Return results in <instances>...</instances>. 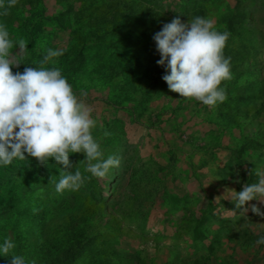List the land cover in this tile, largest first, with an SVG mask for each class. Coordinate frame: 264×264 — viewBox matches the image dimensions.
Wrapping results in <instances>:
<instances>
[{"label":"rangeland","instance_id":"rangeland-1","mask_svg":"<svg viewBox=\"0 0 264 264\" xmlns=\"http://www.w3.org/2000/svg\"><path fill=\"white\" fill-rule=\"evenodd\" d=\"M3 10L0 26L28 47L13 72L63 49L42 67L74 81L100 159H120L88 179L86 154L70 153L82 179L63 193L49 184L60 179L54 159L0 164V243L13 238L10 255L36 264H264L255 243L264 217L224 196L258 182L249 170L264 167V0H16ZM196 16L230 33L224 56L234 78L215 106L171 92L156 63L154 34Z\"/></svg>","mask_w":264,"mask_h":264},{"label":"clouds","instance_id":"clouds-1","mask_svg":"<svg viewBox=\"0 0 264 264\" xmlns=\"http://www.w3.org/2000/svg\"><path fill=\"white\" fill-rule=\"evenodd\" d=\"M15 4L16 0H8L7 6L0 4L2 14L7 16ZM229 36L227 31L213 30V22L202 16L190 18L186 23L174 17L164 24L153 39L160 55L156 63L165 68L162 79L169 90L180 98H192L206 106L224 102L226 89L220 86L234 78L230 71L231 57L224 56ZM27 48L22 39L14 43L6 28L0 26V164L7 166L16 159L32 157L39 165H47L54 159L60 166V179L57 182L52 176L49 184L55 185L57 193L80 187L82 173L79 164L69 159L70 153L86 154L83 161L87 162L85 171L91 174L88 179L103 178L111 168H119L120 159L115 156L100 159L103 155L100 143L91 133L95 121L61 69L42 67L55 63L53 58L61 56L63 49L48 48L38 62L40 66L34 63L31 65L35 67L14 73L13 67L19 69L22 63L17 57ZM109 135L110 132H104L105 137ZM253 172L258 182L244 183L240 191L225 187L224 196L235 204V209L264 217V211L258 207L264 204V167L249 170V176ZM255 243L264 244V235ZM14 248L13 238L6 236L0 243V255L10 257V264H36L22 255H10Z\"/></svg>","mask_w":264,"mask_h":264},{"label":"crops","instance_id":"crops-1","mask_svg":"<svg viewBox=\"0 0 264 264\" xmlns=\"http://www.w3.org/2000/svg\"><path fill=\"white\" fill-rule=\"evenodd\" d=\"M77 72H78V71H74V75H76V76L74 77V79H77V78L80 77V75H78ZM113 77H114V75H111L110 78H109L110 80H108V81L111 82V80H112ZM108 81H107V82H108ZM70 83H71V85H72V84H74V81H70ZM83 90H84V88H83ZM78 91H79L78 89H77V90L74 89V92H75V93H79Z\"/></svg>","mask_w":264,"mask_h":264}]
</instances>
